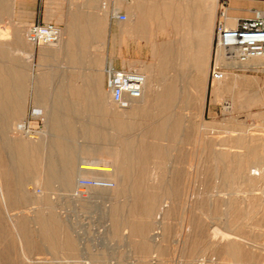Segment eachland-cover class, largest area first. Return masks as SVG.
Masks as SVG:
<instances>
[{
    "label": "rangeland",
    "instance_id": "obj_1",
    "mask_svg": "<svg viewBox=\"0 0 264 264\" xmlns=\"http://www.w3.org/2000/svg\"><path fill=\"white\" fill-rule=\"evenodd\" d=\"M76 4L77 3H75V5ZM57 5L59 6V10L55 14L58 15L65 13V8L67 7L65 0H60ZM45 7V0H27V3H25L23 8L21 9V13L25 17L23 19H18L16 16L12 18L3 16L0 18V27L10 28L13 24L19 21L25 23L26 26V23L30 22L31 20L26 18L28 10L33 9L34 11H32L34 12V21L52 20L63 28L64 22L62 20H58V17L56 18V16H53L49 20L44 17V14H46ZM219 8L225 10L228 16H234L236 19L250 18L252 17L253 10L262 8V1L219 0L217 4V12ZM119 25L120 28L125 27L124 24ZM151 30L153 39L156 41H169L176 45L179 40V35H176L170 29L156 30L152 28ZM96 49L97 46L96 44H94L93 46H91L90 52L93 54L97 53ZM146 52L147 50L144 51V54H146ZM63 57L64 55L58 56L57 61H55L54 63L52 61H49L47 63L49 69L58 71V68L60 66H64V71L66 72L76 71V68L72 65L68 66L66 59H64ZM51 63L52 66H50ZM30 64L31 69H35V67H33V61ZM135 67L136 66H134V68ZM167 71L171 73L168 74ZM167 71L165 74L159 75V78L164 79L166 77H170L171 74H174L173 79L175 80L176 88L181 89L189 97H195V88L190 85V79L194 77L193 67H179L177 64V57L174 56L173 64L170 65ZM235 75L246 77L247 79H244L242 82L238 83V89L247 94H250L256 90L260 92L259 95H257V93L255 92V99H257L256 97H259L257 99L259 104L254 99L253 106L245 109H241L239 106L237 109L232 108L231 113L227 112L225 110V107L231 104L230 95L226 93L214 98L211 94V84L207 75L204 106L202 108H200L196 100H193L189 103H187L186 101H181L179 102L177 107L169 109V111H176L179 113L181 112V114H175L173 115V117L171 116L173 119H176V121L179 122L178 124L177 122H175L172 125L174 126L175 124L176 127L179 126V128L181 129L178 131L176 136L172 139L167 133V137H165L166 140H163L165 138L160 137L155 139L149 137L151 135H148L149 138L146 137L143 140V142H145L144 144L147 143L146 145H149L150 148H154L155 146H157L165 152V155H162L163 157L161 155L157 156L156 154L150 152V156L144 157L149 158L150 162H146V165L143 166L142 164L141 166V169H144L147 172L146 177L144 178V180H142L143 188L145 189V191L148 190L146 193H153L152 195L156 196L155 198L156 200H158L156 201L157 204H155V209L152 217L150 216L149 219L148 217L143 218L145 220L147 219L146 221H148L150 224V230L148 231V234L150 236H147L152 241L151 243L154 247L157 246L164 251L162 255H159L153 250L146 256H142L135 249V245H137V242L139 241L138 237L130 235L129 230L124 226H121L119 228V232L115 231L112 233L113 229L110 228L111 224H109L107 212L109 204L114 201L125 203L126 201L131 199V196L127 195L128 193L118 194L120 186H118L116 180L111 179L108 176L107 177L114 182L115 188L113 187L112 189L107 190L98 189L94 191L92 197L87 198V200L85 201L96 203L98 200V206L95 207L94 205L92 206L83 204L78 210H75L71 205H69L68 199L61 198L58 193L61 191L60 195L67 197L69 195V192L74 187L76 178L72 179L74 181L73 183H71L72 186L69 187V191H64L59 181H52L48 186H44L40 179H32L24 183L20 188L21 190H17L18 192L23 191V194L21 195L22 197L25 196L23 201L19 203V205H15V207H7L6 205V207H4L5 205L0 202V218L2 219L5 227V230H3L4 235L0 237V254L3 251L5 255L4 246H9L10 250H12V253L10 251L8 252V261L10 262L11 260L10 264H236V262L234 263L227 260L223 253L219 251L227 243L226 240L228 239L223 240L220 238H211L212 230L216 231L218 229L217 231H219L221 229L224 231L230 230L231 232L236 233V239H230H233L235 243L239 244V246L241 245V249L246 250L245 252H248L251 254V256H253L252 259H250L246 263L243 262L241 264H264V227L259 225L261 224V220L264 218V180L262 178V180L260 179V181L257 180L258 183L256 184L255 189L251 193H249L248 191L250 188L248 183L243 182L246 181L248 177H250L247 172V174L245 173L240 176V178H237L238 181H235V178H231L230 182L229 179H224L223 177H221V169H225V167L228 170L232 169V163L230 159L237 154H242L245 152V147L247 146V144H250V138L253 137L257 140L264 141V70L238 73ZM31 76H33L32 72ZM253 80H257L258 83L253 84ZM103 92L106 95L105 103L103 106H105L106 112L109 113L108 116L110 118H107L103 115L101 116V114H98L99 116L95 114L94 128L101 134L102 122L104 121L103 133L105 138L103 140V143L105 145V148H108V140L110 139L109 149L111 148V151L115 150L116 148L120 149L124 142H126V135L132 136L134 141L133 143L138 144V140L140 141V139H136L137 137L134 136L136 134V136H139L140 134L142 135V131L133 130L129 134H125L124 132L120 133V131L118 132L114 125L115 123H113V120H122V118L119 116L121 111L116 109L109 103L106 90H104ZM31 109H29V111ZM149 110L153 112L156 109L154 106H151L149 107ZM182 112L186 114H182ZM28 113H26L22 117L23 120L28 116ZM116 115L119 117H117ZM42 119L43 122L39 125L40 133L37 135H34L32 137H30L29 135H19L15 132L14 129L10 131L7 130L6 134L4 135L6 136V138H16L17 140H21L26 143L35 144L37 142L39 144L42 142L43 145L46 143V147L44 146V152H46L47 148L50 147L48 145H50V142H52L53 139L52 132L47 131V128L44 125L43 114ZM83 119L84 118H82V116H74L76 128H80V124ZM106 119L111 120L109 121ZM98 122H100V125L98 124ZM146 123H148V120H144V124L142 126L146 125ZM17 124H19V122ZM35 125L36 124H34V126ZM112 127H114V129ZM118 133L120 135H118ZM239 133L242 134L238 135ZM181 135L185 136L182 137ZM241 135H245L244 138L246 137L245 140L243 138V142L245 144H239L238 142H236L237 137H240ZM39 137H41V140ZM234 137L236 139H234ZM261 137H263V139H261ZM30 139L32 141H30ZM34 140L37 141L34 143ZM70 142L73 144L82 143L89 145L87 147H83L84 149L82 147L74 145L72 146L74 148V150H72L74 152V158H76L74 159V161H77V159H80V157L101 158L100 163L102 162V166L112 168L113 170L115 169L116 163L114 162L113 156H110L111 154H109L110 150L108 154H103L101 152V138H97L95 140L85 139L79 133L76 139H71ZM72 147L71 149H73ZM76 147H78L79 149H76ZM85 148H87L88 151L91 150L94 152H98L90 153V155L89 153L83 152V150H86ZM220 151L221 153L229 156L225 162L220 163L223 168L219 165L218 162L212 160L213 153L217 154L220 153ZM45 154L46 156L48 155L47 152ZM45 154L42 153L40 155L42 159V165L40 166V168L43 169L47 167V157L45 156ZM181 157L190 160L189 164L192 163L191 165H193L194 172L192 171V173H189L185 177L179 178L178 185H180L179 188L181 187L179 189V197L177 196L175 199H173L168 193H166L167 191H164L163 188H158V186L160 183L169 180L170 171L178 165L177 162L172 160ZM195 158H200L201 161H199L198 163ZM58 164L57 166L59 167L60 164ZM198 167H200L199 170L197 169ZM213 169H216L217 171ZM40 174L43 173L40 172ZM223 179L226 181H223ZM156 187L158 188V191ZM159 190L164 192L165 194L163 193L162 195V192H160ZM115 192L117 195L115 194ZM120 196H123V198H121ZM124 197H126L127 199ZM243 198L245 200L242 201ZM231 199H233V201ZM229 202H233L234 207L237 206L236 208L238 209V212L240 211L238 213L240 216L237 215L235 217L231 215V213L229 212ZM250 204L251 207L255 210L250 207ZM252 205H254V207ZM163 207L166 210H170L169 212L171 214L169 215L168 213V215L166 216L160 215V210L162 211ZM252 210L254 211V213ZM38 213L39 215L47 213V215L56 219V221H61L67 231L68 236L71 238V240H74V251L71 252L58 248L57 250H55L57 252H55L48 248L43 239H41L42 236H39L37 231L40 228L38 224H36L34 219ZM248 213H250V215ZM20 216L26 219L27 223L25 228H27L29 232L32 233V237H30L33 239V241L42 243L41 247L43 248L31 251H29L28 249L27 251L24 248V241L22 240L23 238L21 239V236H18L19 238L17 237V235L19 234V230L17 228H14V226L12 225L13 221ZM161 217L164 220H161ZM196 221L200 225L201 232L203 234V236H201L202 240H204L203 244L205 246L202 244L204 246H202L203 249H200L196 253V255H191L187 249L188 246L186 243L188 242L187 240L190 237L188 235L191 234L192 236L193 234V223ZM243 221L245 224L243 223ZM10 222L12 223L11 225ZM164 225H166L167 227ZM157 226L159 228H157ZM160 227L166 228L161 230ZM241 230L247 232L244 233ZM155 232L158 233L155 234ZM1 241H3V244ZM11 242L13 243V245ZM19 243L22 245L19 246ZM189 256L190 258H188Z\"/></svg>",
    "mask_w": 264,
    "mask_h": 264
},
{
    "label": "crops",
    "instance_id": "obj_2",
    "mask_svg": "<svg viewBox=\"0 0 264 264\" xmlns=\"http://www.w3.org/2000/svg\"><path fill=\"white\" fill-rule=\"evenodd\" d=\"M59 1L45 0L46 14H44V17L49 20L51 17L56 16L58 20L64 22V27H61L62 38L55 48H36L25 41V27L34 21L33 9L28 10L26 18L31 20L26 23V26L25 23L19 21L10 28L0 27V30H2L0 34L2 33L1 35H3L0 37V87L2 88L0 89L1 129H6V131L7 129L8 131L13 130L15 125L22 121V117L32 108L39 110L41 114L46 113L43 115L44 125L48 128V131H54L52 136L55 137L56 134L60 135L64 131L65 135L62 133L59 138L57 137V142L61 136L64 138L66 136L65 140L69 144L71 143L69 141L72 139L69 136H73V139H76V135L79 133L81 135L83 134V138L87 139L88 137V139H91L89 130H92L94 127V115L101 114L102 112L101 115L103 116L107 117L109 115L104 110V107H100L99 105L95 106L94 102V99L105 90V75L103 77V69H105L106 65H111L115 69H137L146 77V84H144L146 93L143 90L141 101L138 105H133L134 112H132L133 107L131 106V110L121 111L119 115L120 117L124 115L123 120H127L124 123L126 125L129 123L128 125L131 128L129 127L128 130L130 132L133 130L145 131L148 125L149 129L152 127L156 129V126H162L163 124L165 129H167L166 127H168V130L171 129L173 124V118L171 116L181 114V112L169 111V109L177 107L181 101L189 103L196 100L200 108L204 106L206 78L209 74L213 28L218 0H129L127 3H119L117 5L127 17L124 22L110 19L106 13L99 12V4L102 0H65L67 4L65 13L57 15L55 13L59 10V6L57 5ZM25 3H27V0H0V18L3 16H8V18L16 16L18 19H23L25 16L21 13V9ZM75 3L77 4L75 5ZM49 21L53 22L52 20ZM119 24H124L125 27L120 28ZM152 28L156 30L170 29L176 35H179V40L176 45L169 41H156L152 36ZM94 44L97 46V53L93 54L90 52V48ZM146 50L147 52L144 54ZM1 55H3L2 58ZM61 55H64L63 58L66 59L68 66L72 65L76 68V71L66 72L64 71V66H60L58 71L49 69L47 63L49 61L54 63L57 61V57ZM174 56L177 57L179 67L194 68V77L190 79V85L195 88L194 98L187 96L181 89L176 88L175 80L173 79L174 74L164 79L159 78V75L165 74L170 65L173 64ZM32 61L34 63L33 67H35L33 70L30 64ZM50 66H52V63ZM134 66L136 67L134 68ZM31 72L33 76H31ZM170 73L168 72V74ZM14 74L16 77H14ZM244 79L246 77L244 78L233 74L214 84L215 87L213 84L211 85V94L214 98L226 93L230 95L231 104L225 107V110L229 113L232 112V108L237 109L240 106L241 109H245L253 106L255 92L257 95L260 94L257 90L247 94L238 89L236 85ZM256 81L253 80L252 83L257 84L258 81ZM235 82L238 83L235 84ZM148 83L149 86L151 84V87L148 86ZM142 100L143 103H141ZM151 106H154L156 110L151 112L149 110ZM2 108L3 110L5 108L4 112H11V114H4ZM8 108L11 109L8 110ZM227 109H230V111ZM17 113L18 117L16 116ZM88 113L93 116H89ZM171 113L172 115L170 116ZM182 114L186 113L182 112ZM52 115H57V122L59 121L57 123V130L50 126ZM68 115L71 118L72 116H82L84 118L80 124V130L76 128L75 121H73L74 118L71 119ZM148 115H153V119ZM10 116L13 118L12 120ZM145 116L150 119H145ZM137 119L142 121H138ZM147 119L148 123L146 125H148L147 127L144 125V129L142 125L144 124V120ZM156 120L158 124L155 122ZM159 121L161 122L160 124ZM2 123L4 124L2 125ZM138 123L140 124L139 126ZM103 125L104 121L102 122ZM102 128L101 131L103 132ZM148 128L146 131H150ZM128 130L127 133L129 132ZM102 132L101 152L108 154L110 150L109 140L108 148L106 149L103 143L105 136ZM126 136L129 139H133L130 135ZM145 136L148 137V135ZM74 144L80 147L82 143ZM81 146L87 147L89 145L82 144ZM147 154L144 157L151 155L149 152ZM144 159L145 161L148 159L146 162H150L149 158ZM76 162L74 165L77 164ZM74 165L72 167V169L74 168L73 171L76 170V165ZM57 171V173L61 171V168L58 166Z\"/></svg>",
    "mask_w": 264,
    "mask_h": 264
},
{
    "label": "bare ground",
    "instance_id": "obj_3",
    "mask_svg": "<svg viewBox=\"0 0 264 264\" xmlns=\"http://www.w3.org/2000/svg\"><path fill=\"white\" fill-rule=\"evenodd\" d=\"M97 1V0H96ZM129 1V0H128ZM127 1V2H128ZM126 2V3H127ZM6 3V2H5ZM96 3V2H95ZM211 3V2H210ZM86 5V3H85ZM101 4H99V12L101 13H106L108 15V13L106 11H103L101 9ZM126 5V4H125ZM4 6V5H2ZM89 6V5H88ZM1 9V8H0ZM91 9V8H90ZM1 11V10H0ZM93 12V11H92ZM95 12V11H94ZM89 13V12H88ZM98 13V12H97ZM101 16V15H100ZM105 16V15H104ZM103 16V17H104ZM216 16H217V12H216ZM74 17V16H73ZM81 17V16H80ZM106 17V16H105ZM109 17V15H108ZM79 18V17H78ZM97 18V17H96ZM107 18V17H106ZM98 21V19H96ZM102 20V19H100ZM216 20V19H215ZM91 21V20H90ZM104 21V20H103ZM100 22V21H99ZM226 25L229 26V27H233L235 26V23H236V18L234 16H228L226 17ZM70 24H71V21H70ZM76 25V24H74ZM73 25V27H74ZM80 25V24H79ZM85 25V24H84ZM97 25V24H96ZM70 26V25H69ZM95 26V25H94ZM96 27V26H95ZM98 27V26H97ZM100 28V26H99ZM2 30H0L1 32ZM2 34V33H1ZM0 34V37H2L3 35ZM8 35V33H7ZM5 36V35H4ZM5 38V37H4ZM8 38V37H7ZM62 38V37H61ZM1 39V38H0ZM25 39V38H24ZM59 43V42H58ZM57 43V44H58ZM54 45V46H49V47H54L57 46ZM47 47V46H46ZM4 48V46H3ZM1 49V48H0ZM6 49V48H5ZM188 54V53H187ZM3 55H1V58H2ZM5 57V56H4ZM3 57V59H4ZM4 61V60H3ZM254 64H259L257 66V68H261V70H264V60H256L253 62ZM2 65V64H1ZM3 69V68H2ZM10 70V69H9ZM137 70V69H135ZM139 71V70H137ZM140 72V71H139ZM1 73V72H0ZM142 73V72H140ZM17 74V73H16ZM143 74V73H142ZM18 75V74H17ZM147 75V74H145ZM144 76V74H143ZM14 77L15 74H14ZM145 78V81H144V84H146V77L144 76ZM235 78V77H233ZM232 78V79H233ZM245 78V77H244ZM2 79V78H1ZM237 79V77H236ZM239 79V78H238ZM12 80V79H11ZM10 80V81H11ZM234 80V79H233ZM241 80V79H240ZM247 80V79H246ZM5 81V79H4ZM149 81V80H148ZM6 82V81H5ZM234 82V81H233ZM239 82V81H238ZM237 82V83H238ZM257 82V81H256ZM255 82V83H256ZM3 83V82H2ZM150 83V82H149ZM149 83H148V86H149ZM217 82H213L212 84H216ZM235 82V84H237ZM11 84V83H10ZM3 85V84H2ZM221 85V84H220ZM223 85V83H222ZM144 86L143 85V89H142V92L144 90ZM235 86V85H234ZM237 86V85H236ZM6 87V86H5ZM147 87V85H146ZM145 87V88H146ZM151 87V84L150 86ZM215 87V85H214ZM11 88V87H10ZM14 88V86H13ZM0 89H2L0 87ZM12 89V88H11ZM10 89V90H11ZM147 89V88H146ZM14 90V89H13ZM148 90V89H147ZM4 91V90H3ZM145 91V90H144ZM107 93V92H106ZM146 93V91L144 92ZM3 94V92H2ZM1 94V95H2ZM99 94V93H98ZM108 94V93H107ZM7 97L6 94H3ZM11 95V94H10ZM145 95V94H144ZM158 95V94H157ZM4 96V98H5ZM95 96H97V94H95ZM8 98V97H7ZM144 98V97H143ZM201 98V97H200ZM257 99L259 97H256ZM105 99H106V95L104 92H101L100 95L94 99V102H95V106L96 105H99L100 107H104V103H105ZM141 99H142V95H141ZM140 99V101H141ZM255 99V97H254ZM256 100V102H258V100ZM3 100V99H2ZM11 100V99H10ZM163 100V99H162ZM13 101V100H12ZM73 101V100H72ZM108 101H109V95H108ZM139 101V102H140ZM7 102V101H5ZM69 102V101H68ZM91 102V101H89ZM139 102L137 103V105L139 104ZM12 103V102H10ZM16 103V102H15ZM143 103V100L142 102ZM140 103V104H141ZM13 104V103H12ZM56 104V103H55ZM64 104V103H63ZM66 104H68L66 102ZM65 104V105H66ZM156 104V103H155ZM252 104H253V101H252ZM1 105V104H0ZM9 105V104H8ZM14 105V104H13ZM62 105V104H61ZM70 105V103H69ZM74 105V104H73ZM80 105V104H79ZM78 105V107H79ZM136 105V106H137ZM162 105V104H161ZM168 105V104H167ZM4 106V104H3ZM2 106V107H3ZM7 106V105H6ZM16 106V105H15ZM55 106V105H53ZM52 106V107H53ZM76 106V104H75ZM74 106V108H75ZM135 106V107H136ZM9 107V106H7ZM71 107V106H70ZM133 107V108H132ZM132 112L133 109H134V106H132ZM138 107V106H137ZM140 107V106H139ZM6 108V107H5ZM4 108V110H5ZM13 108V107H12ZM20 108V107H19ZM67 108V107H66ZM131 108H127V109H124V110H120V111H124L125 110H128ZM141 108V107H140ZM143 108V107H142ZM11 108H8V110H10ZM72 109V108H71ZM70 109V110H71ZM3 110V108H2ZM3 110V112H4ZM13 110V109H12ZM48 110V109H47ZM57 110V109H56ZM74 110V109H73ZM76 110V109H75ZM106 110V108L104 109ZM109 110V109H108ZM138 110V109H137ZM136 110V112H137ZM16 111V110H14ZM20 111V110H19ZM46 111V110H45ZM103 111V110H102ZM101 111V112H102ZM140 111V109H139ZM230 111V110H229ZM1 112V110H0ZM9 112V111H8ZM17 112V111H16ZM49 112V111H48ZM105 112V111H104ZM127 112V111H126ZM131 112V111H130ZM164 112H166V110H164ZM7 113V112H4V114ZM74 113V112H73ZM103 113V112H102ZM101 113V114H102ZM112 113V112H111ZM128 113V112H127ZM143 113V112H142ZM8 115L11 114L10 113H7ZM46 114V113H45ZM43 114V115H45ZM63 114V113H62ZM72 114V113H71ZM76 114V113H75ZM74 114V115H75ZM90 113H88L89 115ZM99 114V113H98ZM97 114V115H98ZM105 114V113H104ZM126 114V113H125ZM138 114V112H137ZM145 114V113H144ZM143 114V115H144ZM161 114V112H160ZM167 114V113H166ZM20 115V113H19ZM50 115V114H49ZM59 115V113H58ZM92 115V114H91ZM89 115V116H91ZM106 115V114H105ZM133 115V114H132ZM131 115V116H132ZM135 115V114H134ZM172 115V113L170 114V116ZM0 116H1V113H0ZM14 116V115H13ZM18 117V113L16 115ZM14 116V117H16ZM69 116V115H68ZM88 116V117H89ZM93 116V115H92ZM99 116V115H98ZM102 116V115H101ZM117 116V115H116ZM124 116V115H123ZM123 116L121 117L122 120H113L115 123V127H116V130L120 133H127V130L129 129V123L126 125L124 122H123ZM136 116V115H135ZM147 116V115H146ZM145 116V119L148 118L150 119L149 117H146ZM153 116V115H152ZM151 116V117H152ZM162 116H164V114H162ZM6 117V116H5ZM11 117V116H10ZM9 117V118H10ZM71 118V116H69ZM95 117V115H94ZM108 117V115H107ZM119 117V116H117ZM129 117V116H128ZM127 117V118H128ZM137 117V116H136ZM135 117V119H136ZM140 117V116H138ZM160 117V116H158ZM173 117V116H172ZM7 118V117H6ZM49 118V117H48ZM72 118H74L72 116ZM71 118V119H72ZM91 118V117H90ZM110 118V117H109ZM125 118V117H124ZM143 118V117H142ZM171 118V117H169ZM2 119V117L0 118ZM11 120L13 119L12 117L10 118ZM9 119V120H10ZM15 119H18V118H15ZM51 121H50V126L53 127V129H56L57 130V115H52L51 117ZM114 119V118H112ZM147 119V120H148ZM153 119V117H152ZM160 119V118H159ZM172 119V118H171ZM8 121V119H6ZM10 120V122H11ZM69 120V119H68ZM107 120V119H106ZM111 120V119H110ZM109 120V121H110ZM138 120V119H137ZM140 120V119H139ZM138 120V121H139ZM165 120V119H163ZM178 120V119H177ZM20 121V120H19ZM24 120H22L21 122H23ZM74 121V120H73ZM123 123H122V122ZM124 121H127L126 119H124ZM136 121V120H135ZM136 121V122H138ZM142 121V120H140ZM152 121V120H151ZM166 121V120H165ZM169 121V120H168ZM3 122V121H2ZM19 122V123H21ZM85 122V120H84ZM88 122V121H87ZM120 122V124H119ZM129 122V121H128ZM135 122V123H136ZM154 122V121H153ZM152 122V123H153ZM157 123V120L155 121ZM170 122V121H169ZM177 122L176 119H173V123ZM8 123V122H7ZM94 123V122H93ZM100 122H98L99 124ZM149 123H151L149 121ZM161 122L159 121V124ZM172 123V121H171ZM179 122H177L178 124ZM4 123H2L3 125ZM13 124V123H12ZM64 124V123H63ZM86 124V123H85ZM111 124V123H109ZM131 124V123H130ZM154 124V123H153ZM158 124V123H157ZM18 124L15 125V127L17 126ZM69 125V124H68ZM100 125V124H99ZM98 125V126H99ZM140 124L138 123V126ZM148 125V124H147ZM146 125V127H147ZM156 125V124H155ZM154 125V126H155ZM164 125V124H163ZM162 125V126H163ZM171 125V124H170ZM6 126V125H4ZM48 126V125H47ZM62 126V125H61ZM70 126V125H69ZM112 126V125H111ZM152 126V124H151ZM156 126V129L155 128H151L149 129V125H148V129L150 131H142V136L140 137L139 136H135L134 137H137L136 139H140V141L138 140V144H134L133 142V139H129V138H125L126 139V142H124V144L122 145V147L119 149V148H116L115 150H110L109 154H111L110 156H113L114 158V162L116 163V167L115 169L113 170L112 168H109V167H105V166H102L100 164V161H101V158H85V157H80V159L78 158L77 159V164L76 167H75V171L74 168L72 169L73 165H74V152L72 150H74V148L72 147V143H67V140H65L64 137L61 136L60 140L57 142V137L59 138L60 135L62 133H64V131L59 135V134H56V136H52V142H50V147L47 148L46 152H47V156H46V152H44V149H45V144L43 145L42 142L41 143H37L36 141L37 140H34V143H26L24 141H21V140H17L16 138L14 139H9L8 137L6 138V136L4 134H6V129H1L0 128V202L5 205L4 207H15V205H19V203H21L24 199V197H22L21 194H23V191H20L18 192L19 190H21V186H23L24 183H26L27 181L29 180H36V179H40L43 183L44 186H48L52 181H59L62 185V188L64 189V191H69V187L72 186L71 183H73L74 178H78L80 176H84V175H100L101 172H108L107 173V176L110 177L111 179H114L116 180V182L118 183V186H120V189H119V193L121 194H124V193H128L127 195H130L129 197L131 198L130 200L126 201L125 203L122 202L120 203L119 201H114V202H111L108 206V221H109V224H111V227L113 229L112 233L113 232H117L119 230V228L121 226H124L126 227L128 230H129V234L132 235V236H136L138 237L139 241L137 242V245H135V249L142 255V256H146L148 253L152 252L153 250L158 253L159 255H162L164 253V251L157 247V246H153L152 245V241L150 240V238H148V236H150L148 234V231L150 230L149 229V222L146 221L145 219L143 218H147L149 219V217L151 216L152 217V214L154 212V209H155V204L156 201V196H153L152 194H148L146 193L147 191H145V189L143 188V183H142V180H144V178L146 177V170L144 169H141V166L143 164L146 165V161H148V159L145 161L144 159V156L149 152H152L154 154H156L157 156L158 155H165L164 151L155 146L154 148H150V146L144 144L145 142H143L144 138H146L145 135H151L149 137H152V138H165L167 137V133L169 135V137H171L173 139V137L176 136V134L178 133L179 130H181L178 127L172 125V128L168 130V127H166L167 129H165L164 127L165 126ZM169 126V125H168ZM3 127V126H1ZM15 127H14V130H15ZM103 127V126H102ZM7 128V127H6ZM59 128V127H58ZM61 128V127H60ZM86 128V127H85ZM114 129V127H112ZM131 128V127H130ZM142 128L145 129V126H142ZM48 129V128H47ZM103 129V128H102ZM105 129V128H104ZM8 130V129H7ZM55 130V131H56ZM71 130V129H70ZM80 130V128L78 129ZM193 130V129H192ZM242 130V129H241ZM240 130V131H241ZM48 131V130H47ZM77 131V130H76ZM130 132V130H128ZM185 131V130H184ZM245 131V130H244ZM52 134L54 131H51ZM80 132V131H79ZM77 132V133H79ZM88 132V131H87ZM86 132V133H87ZM102 132V131H101ZM129 132L127 134H129ZM186 132V131H185ZM246 132V131H245ZM89 133L91 135V139H97V138H101V134L98 130H96L94 127L92 130H89ZM103 133V132H102ZM181 133V132H179ZM243 133V132H242ZM242 133H239L238 135L242 134ZM81 134V133H80ZM124 134V135H125ZM245 134V133H244ZM55 135V134H54ZM65 135V133H64ZM63 135V136H64ZM78 135V134H77ZM76 135V137H77ZM118 135H120L118 133ZM123 135V134H121ZM133 135V134H132ZM180 135V134H179ZM249 135V134H248ZM46 136V135H45ZM182 136V135H181ZM185 136V135H184ZM182 136V137H184ZM245 136V135H244ZM243 135H241L240 137H237V141L239 144H242L244 143L243 142V138H244ZM42 137V136H41ZM41 137L40 140H41ZM69 137H72V140H73V136H69ZM69 137H67L68 139H70ZM82 137H83V134H82ZM147 137V138H149ZM161 138V139H162ZM186 138V137H185ZM246 138V137H245ZM244 138V140H245ZM248 138V137H247ZM88 139V137H87ZM135 139V141H136ZM171 139V140H172ZM175 139V138H174ZM234 139H236L234 137ZM261 139H263V137H261ZM43 140V139H42ZM51 140V139H50ZM100 140V139H99ZM104 140V139H103ZM110 140V139H109ZM160 140V139H159ZM163 140H166L163 139ZM168 140V138H167ZM170 140V139H169ZM192 140V139H191ZM248 140V139H247ZM30 141H32L30 139ZM198 141V140H197ZM235 141V140H233ZM70 142V141H69ZM246 142V141H245ZM44 143V142H43ZM49 143V142H48ZM119 143V142H118ZM122 143H123V140H122ZM247 143V142H246ZM72 144V145H71ZM149 144V143H148ZM170 144V143H169ZM201 144V143H200ZM245 144V143H244ZM71 145V146H70ZM82 145V144H81ZM80 145V147H82ZM154 145V144H152ZM160 145V144H159ZM229 145V144H228ZM45 146V147H44ZM74 146H77L74 144ZM79 146V145H78ZM120 146V144H119ZM118 146V147H119ZM71 147L73 149H71ZM84 147V146H83ZM82 147V148H83ZM162 147V146H161ZM78 147H76L77 149ZM81 148V150H82ZM165 148V147H164ZM79 149V148H78ZM84 149V148H83ZM86 150H83L84 153H95V152H98V151H88L87 148H85ZM111 149V148H110ZM76 152V151H75ZM44 153L45 156L47 157L46 159V163H47V167L45 169L43 168H40V166L42 165V159L40 157V155ZM77 153V152H76ZM168 153V152H167ZM82 154V153H81ZM91 155V154H90ZM148 155V154H147ZM168 155V154H167ZM85 156V155H84ZM88 156V155H87ZM150 156V155H149ZM183 156V155H182ZM234 156V155H233ZM163 157V156H162ZM229 156L221 153H217V154H214L213 153V161L215 162H218L219 165L220 163H223L227 160ZM166 158V157H165ZM164 158V160H165ZM196 161L199 163L200 158H195ZM58 160V161H57ZM162 160V159H161ZM172 160V159H171ZM211 160V161H212ZM172 161H175L177 162V166L174 167L171 171H170V177H169V180L168 181H165V182H162L159 184L158 188L160 189H164V191H167L166 193H168L173 199H175L178 195H179V186L178 185V181H179V178H182V177H185L186 175H188L189 173H192V171L194 172L193 170V165L189 164L190 160L189 159H185L183 157L181 158H177L175 160H172ZM231 163H232V169L231 170H228L226 169H221V174L224 179H230L232 178H235L234 180L235 181H238L237 178H240V176H242L243 174H245L246 172L248 173V175L250 177H248L246 179V181H243V182H247L248 185H249V193H251L254 189H255V186L256 184L258 183L257 180L260 181V179L262 178L264 180V141L262 140H257L255 138H250V144L245 147V152L242 153V154H237L236 156L232 157L230 159ZM60 164V168H61V171L60 173H57V164L58 163ZM193 162V161H192ZM102 163V162H101ZM45 164V163H43ZM58 164V165H59ZM196 164V162H195ZM215 164V163H213ZM74 165V166H75ZM225 165V164H224ZM196 166V165H195ZM194 166V167H195ZM199 166V165H197ZM221 166V165H220ZM228 166V165H227ZM140 167V168H139ZM223 168V166H221ZM144 168V167H143ZM146 168V166H145ZM148 168V167H147ZM196 168V167H195ZM200 167H198L197 169L199 170ZM214 168V167H213ZM219 169V168H218ZM252 169V170H251ZM213 170H216V169H213ZM212 170V171H213ZM220 170V169H219ZM203 171V169H202ZM217 171V170H216ZM40 172H42L43 174H40ZM211 172V171H210ZM220 172V171H219ZM218 172V173H219ZM196 173V172H195ZM217 173V174H218ZM246 173V174H247ZM207 174V173H206ZM191 175V174H190ZM214 175V174H213ZM184 179V178H183ZM182 179V180H183ZM222 179V178H221ZM223 181H226L224 180ZM237 179V180H236ZM245 179V178H244ZM261 179V180H262ZM76 181V180H75ZM228 182V181H227ZM231 182V181H230ZM239 183V182H238ZM261 183V182H260ZM183 184V183H182ZM229 184V183H228ZM247 187V186H246ZM115 188V187H114ZM158 188L156 187L157 191H158ZM118 189V188H117ZM18 190V191H17ZM182 190V189H181ZM117 191V190H116ZM160 191V190H159ZM150 192V191H149ZM162 192V191H160ZM20 193V194H19ZM164 192H162V195H163ZM116 194V192H115ZM165 194V193H164ZM264 194V193H263ZM117 195V194H116ZM167 195V194H166ZM92 196H89L88 198H90ZM121 197V196H120ZM179 197V196H178ZM236 197V195H235ZM258 197V196H257ZM123 198V196L121 197ZM126 198V197H124ZM26 199V198H25ZM127 199V198H126ZM158 199V198H157ZM233 201V199H231ZM245 200L244 198L242 199V201ZM81 201H84V200H81ZM124 201V200H123ZM238 202V201H237ZM247 202V201H246ZM253 202V201H252ZM25 203V202H24ZM239 203V202H238ZM251 203V202H250ZM254 203V202H253ZM198 204V203H197ZM165 205V204H164ZM237 205V204H236ZM256 205V203H255ZM261 205V204H259ZM249 206V205H248ZM254 207V205H252ZM258 206V205H257ZM165 207V206H164ZM162 209V211L160 210L161 214L160 215H163V216H166L171 214L169 211L170 210H166V209ZM237 207V206H236ZM234 207V203L233 202H229V212L231 213L232 216H237L239 215L238 213V209ZM250 207H251V204H250ZM188 208V207H187ZM241 208V207H240ZM252 208V207H251ZM250 208V209H251ZM33 209V207H32ZM44 209V208H43ZM215 209V208H214ZM254 209V208H252ZM38 210V209H37ZM228 210V209H227ZM255 210V209H254ZM259 210V209H258ZM42 211V210H41ZM45 211V210H44ZM248 211V210H247ZM253 211V210H252ZM40 212V211H39ZM106 212V213H107ZM259 212V211H258ZM262 212V211H261ZM216 213V212H215ZM254 213V211H253ZM221 214V213H220ZM227 214V213H226ZM250 215V213H248ZM216 215V214H215ZM214 215V216H215ZM224 215V214H223ZM222 215V216H223ZM226 216V215H225ZM224 216V217H225ZM229 216V215H228ZM240 216V215H239ZM107 217V215H106ZM218 217V216H217ZM162 218V217H161ZM193 218V217H192ZM196 218V217H195ZM233 218V217H232ZM10 219V218H8ZM224 219V218H223ZM226 219H230V218H226ZM234 219V218H233ZM35 222L36 224H38L39 226V230L38 231V234L39 236L41 235L43 239V241L46 243V245L48 246V248L52 251H55L57 250L58 248L60 249H64V250H67V251H74L75 250V247H74V240L68 236L67 234V231L66 229L64 228L63 224L61 223V221H56V219L50 217L49 215H47V213H43L42 215L39 213L35 216ZM151 220V219H150ZM161 220H164L163 218ZM160 220V221H161ZM167 220V219H166ZM165 220V222H166ZM235 220V219H234ZM259 220V219H258ZM257 221V220H256ZM192 222V221H191ZM222 222V221H221ZM229 222V221H228ZM232 222V221H231ZM235 222V221H234ZM26 219L24 217H19V218H16L14 221H13V224L10 222V225L12 224L14 226V228H17L19 230V234L17 235L18 236H21V239L24 241V248L29 251L31 250H35V249H39V248H43L41 247L42 243L40 242H36V241H33V239L31 238L32 237V233L29 232V230L26 227ZM233 223V222H232ZM244 223V221H243ZM159 224V223H158ZM194 224V230H193V234L189 237V239L187 240L188 242L186 243L187 246H188V251L191 255L195 254L202 248V246L204 245V240H202V232H201V228H200V225L196 222L193 223ZM203 224V223H202ZM240 224V223H238ZM245 224V223H244ZM162 225V223H161ZM230 225V223H229ZM228 225V226H229ZM258 225V224H257ZM261 225L262 227H264V218L261 220ZM12 226V227H13ZM166 226V225H164ZM163 226V227H164ZM167 227V226H166ZM165 227V228H166ZM226 227V226H225ZM240 227V226H238ZM242 227V225H241ZM4 224L2 222V219L0 218V237H2L4 235ZM156 228V227H155ZM157 228H159L157 226ZM161 230L162 229H165V228H162L160 227ZM204 228V227H203ZM229 228V227H227ZM28 231H27V230ZM236 229V228H235ZM243 229V228H242ZM17 230V231H18ZM111 230V229H110ZM218 230V229H217ZM211 231V238L215 239V238H220V239H228L226 240V244L221 248V250H219L220 252L223 253V255L225 256V258H227V260L229 261H232V262H236V264H241L243 262H247L249 261L250 259H252L253 256H251L250 253L248 252H245L246 250H243L241 249V245L239 246V244L235 243L233 241V239H230V238H235L236 233L234 232H231L230 230L229 231H224V230H219V231ZM233 230V229H232ZM238 230V229H237ZM165 231V230H164ZM186 231V230H185ZM243 231V230H241ZM33 232V231H32ZM119 232V231H118ZM244 232V231H243ZM242 232V233H243ZM247 232V231H246ZM244 232V233H246ZM158 232H155V234H157ZM160 233V231H159ZM176 233V232H175ZM241 233V234H242ZM37 234V235H38ZM238 234V233H237ZM148 235V236H147ZM202 235V236H201ZM31 236V237H30ZM76 236V235H75ZM131 236V237H132ZM154 236V235H153ZM152 236V237H153ZM158 236V235H157ZM162 236V235H161ZM165 236V235H164ZM187 236V237H188ZM253 236V235H252ZM126 237V236H125ZM130 237V238H131ZM151 237V238H152ZM207 237V236H206ZM19 238V237H18ZM32 240H31V239ZM133 238V237H132ZM205 238V237H204ZM236 239V238H235ZM207 240V239H205ZM19 241V239H18ZM135 241V240H134ZM155 241V240H154ZM2 244H3V241H1ZM186 242V241H185ZM225 242V241H224ZM12 243V242H11ZM23 243V242H22ZM135 243V242H134ZM206 243V242H205ZM6 244V243H4ZM15 244V242H14ZM185 244V245H186ZM203 244V245H202ZM13 245V243H12ZM18 245V244H16ZM22 245L19 243V246ZM186 246V247H187ZM205 246V245H204ZM203 246V247H204ZM222 246V244H221ZM220 246V247H221ZM5 247V255L3 253V251L1 252L0 254V264H10V262L8 261V252L12 251L10 250V247L6 245L4 246ZM218 247V248H220ZM23 248V247H22ZM23 248V249H24ZM180 248V247H179ZM13 249V248H12ZM27 250V251H28ZM49 252V251H48ZM57 252V251H55ZM7 253V255H6ZM12 253V252H11ZM14 253V252H13ZM66 253V252H64ZM137 253V252H136ZM74 254V253H73ZM11 255V254H10ZM72 255V254H71ZM65 256V255H64ZM70 256V255H69ZM93 256V255H92ZM101 256V255H100ZM99 256V257H100ZM193 257V256H192ZM191 257V258H192ZM190 258V256L188 257ZM256 259V258H255ZM69 260V259H68ZM29 261V260H28ZM14 262V261H13ZM50 262V261H48ZM59 262V261H58ZM143 262V261H142ZM12 264V263H11ZM19 264V263H18ZM46 264V263H45ZM84 264V263H83Z\"/></svg>",
    "mask_w": 264,
    "mask_h": 264
},
{
    "label": "built area",
    "instance_id": "obj_4",
    "mask_svg": "<svg viewBox=\"0 0 264 264\" xmlns=\"http://www.w3.org/2000/svg\"><path fill=\"white\" fill-rule=\"evenodd\" d=\"M128 0H102L101 9L106 11L110 19L120 22L127 17L117 6ZM262 8L252 11V17L236 19L235 26L226 25L227 13L220 9L217 12L213 28V39L209 64V82H219L229 75L261 70L256 60H264V0ZM219 2V0H218ZM61 27L51 21L35 20L25 27V41L33 47H49L56 45L61 39ZM105 90L109 95V103L118 110L127 109L137 104L142 95L145 78L135 69H115L106 65L104 69ZM42 114L31 109L23 122L15 127L19 135L30 137L40 133ZM34 124H36L34 126ZM101 164V163H100ZM106 167V166H105ZM108 172L100 175H82L75 181L74 187L67 197L69 205L78 210L83 204L98 206L85 201L98 189H112L114 182L107 177ZM79 199V200H78ZM84 200V202H80Z\"/></svg>",
    "mask_w": 264,
    "mask_h": 264
}]
</instances>
